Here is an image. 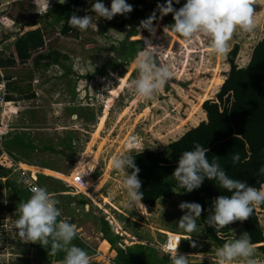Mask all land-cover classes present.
Returning a JSON list of instances; mask_svg holds the SVG:
<instances>
[{"label": "rangeland", "instance_id": "374dc122", "mask_svg": "<svg viewBox=\"0 0 264 264\" xmlns=\"http://www.w3.org/2000/svg\"><path fill=\"white\" fill-rule=\"evenodd\" d=\"M83 1L85 10L80 16L91 15L92 26L77 36H65L59 33L60 24H54L53 35L39 54L57 52L58 63L35 54L24 66L0 71V90L6 99V104H0V143L19 133L31 145L10 149L0 145V159L7 156L14 162L10 182L20 192L27 190L29 182L44 187L59 201L58 219L70 221L77 230L72 243L78 247L83 243L95 251L89 256L90 264H115L114 252L98 243L111 236L127 243L136 239L168 254H172L170 246L180 240L177 252L188 256L189 264H218L217 249L233 239L230 234H220L223 243L218 245L198 218V230L189 239L179 227L187 211L179 205L187 201L178 190L153 207L143 201L145 209L126 207L124 173L114 170L111 161L129 152L159 151L206 120L201 103L218 102L216 94L229 71L227 55L211 54V41L203 37H178L164 23L161 8L155 7L150 14L154 32L140 26L130 37L139 48L129 58H118L116 50L130 26L117 29L110 23L130 13L97 20L92 11L95 0ZM10 2L0 0V53L4 57L18 31L17 23L5 15ZM102 2L110 7L111 0ZM251 7L254 29L247 33L237 29L229 41V51L239 46L235 62L240 67L247 64L264 35V0H253ZM103 25L106 32L101 31ZM145 47L154 49L156 62L172 71L168 83L151 100L130 88L138 76L134 61ZM132 137L139 142L132 144ZM45 146L52 151H44ZM5 180L0 177V263H62L63 251L52 255L43 245L19 236L16 221L20 205L27 200L5 186ZM258 190L264 192V186ZM254 209L264 232V204ZM253 248L255 264H264V252Z\"/></svg>", "mask_w": 264, "mask_h": 264}, {"label": "trees", "instance_id": "16d2710c", "mask_svg": "<svg viewBox=\"0 0 264 264\" xmlns=\"http://www.w3.org/2000/svg\"><path fill=\"white\" fill-rule=\"evenodd\" d=\"M185 2L186 0H179V3H176L173 0L172 7L179 10ZM127 3L133 6V11L127 17H121L110 23L117 29L130 26L119 43L120 49L116 50L118 58L122 59L129 58L130 54L136 52L140 46L131 41L130 37L138 32L143 21L149 19L155 7L163 8L168 0H128ZM84 10L83 0H66L63 4L58 0H49V7L47 0H11L5 15L17 23L18 31L9 55L4 57L0 53V71H6L15 65L24 66L30 63L35 54L41 59L58 63L57 52L39 54L52 37L56 23L60 24V34L79 35L80 31L70 26L69 18L73 14L82 17L80 14ZM52 18L53 21H50ZM163 19L168 26L174 22L172 13L163 14ZM101 31L106 32L107 26L103 25ZM238 51L239 46L236 44L227 53L229 71L216 94L218 102L206 100L201 103L206 120L191 127L180 138L171 141L159 151L143 150L131 154L135 156V164L140 169L138 178L142 182L141 191L144 193L142 201L148 207H153L160 199L172 197L175 190H178L187 202H195L202 206L200 223L208 236L218 245L223 243L220 234L224 236L230 234L234 239L240 238L242 233L246 232L251 237L252 246L264 252V232L255 209L243 222L235 221L223 229L209 226L207 221L214 200L220 195H230V193L220 188L216 181L207 179L199 189L186 192L179 186L173 174L182 154L193 150L196 144H200L208 148L206 156L209 161L218 160L230 178L246 182L248 186L257 189L264 186V171H261L264 169V35L253 47L245 66L240 67L235 62ZM34 62L36 65L40 64L39 61ZM49 64V61L45 63L46 66ZM0 145L5 149L31 146L19 133H13ZM43 150L52 151L47 146L43 147ZM234 155H239L238 162H233ZM13 165L12 160L3 156L0 159V177H6L5 186L12 187L14 194H19L23 199L28 200L31 194L27 190L20 192L10 182ZM106 239L102 238L98 243L114 252L115 264H171L168 254L149 245L126 246L118 236ZM79 247L89 256L95 253L83 243H80ZM64 257L65 255L60 260L63 261Z\"/></svg>", "mask_w": 264, "mask_h": 264}, {"label": "clouds", "instance_id": "9594fccd", "mask_svg": "<svg viewBox=\"0 0 264 264\" xmlns=\"http://www.w3.org/2000/svg\"><path fill=\"white\" fill-rule=\"evenodd\" d=\"M63 4L66 0H58ZM179 3V0H175ZM173 0L161 8L162 14H173L171 30L185 40L203 37L211 41L209 52L213 55L226 56L229 51V41L239 29L242 32H251L254 29L253 0H186L179 10L172 7ZM49 7V0H47ZM92 11L100 18L111 20L116 15H127L133 11V6L127 0H111L110 7H106L102 0L92 3ZM96 20V22H97ZM73 28L84 32L93 24L91 15L78 17L73 14L69 18ZM152 17L141 23V27L154 32L151 27ZM96 26V24H95ZM134 61L138 76L130 83V88L144 100H151L172 77L169 66L158 64L154 59V49L145 47ZM103 100V95L100 96ZM132 144L138 143L132 137ZM208 148L196 144L193 150L186 151L178 160L173 172L179 186L186 192H192L201 187L205 179L216 181L220 188L230 195H220L214 200L211 215L208 217L209 226L217 229L226 228L229 224L247 220L254 211V206L264 204V192L248 186L246 182L230 178L218 160L209 161L206 153ZM135 156L130 152L117 155L111 161L114 170L124 173L122 188L127 194L125 206L135 209H145L141 203L144 193L141 191V180L138 178L140 169L134 161ZM233 162H238L239 155L233 156ZM131 170V172H129ZM264 171V169H261ZM31 196L19 208L20 217L16 221V230L20 237L32 243L48 248L52 255L63 251L65 257L62 264H90L87 252L76 246L72 241L77 236L76 227L68 220H58L61 209L57 206L59 201L44 187L31 186ZM179 207L186 213L179 220V227L189 234L197 232V219L201 217L202 206L198 203H181ZM176 241L175 246H170L173 264H189L188 256L179 254ZM50 245V248H49ZM195 246V245H193ZM255 250L248 233H242L240 238H234L217 249L218 264H255L253 259Z\"/></svg>", "mask_w": 264, "mask_h": 264}, {"label": "built area", "instance_id": "2783aa9c", "mask_svg": "<svg viewBox=\"0 0 264 264\" xmlns=\"http://www.w3.org/2000/svg\"><path fill=\"white\" fill-rule=\"evenodd\" d=\"M0 104H6L5 92H3V91H1V90H0ZM31 186H36V185L33 184V183H31V182H29V183L26 184V188H27V190H28V192H29L30 194H32L31 191H30ZM168 250H169V249H168ZM167 252H169V251H167ZM169 254H170V253H169Z\"/></svg>", "mask_w": 264, "mask_h": 264}, {"label": "crops", "instance_id": "0c3cea01", "mask_svg": "<svg viewBox=\"0 0 264 264\" xmlns=\"http://www.w3.org/2000/svg\"><path fill=\"white\" fill-rule=\"evenodd\" d=\"M248 61H249V59H248ZM247 61V62H248ZM245 66V65H244ZM128 233V232H127ZM205 233L207 234V232H206V230H205ZM208 235V234H207ZM131 236V235H130ZM132 237V236H131ZM209 237V236H208ZM210 238V237H209ZM211 239V238H210ZM124 240V239H123ZM135 241H132L131 243H127V242H125V241H122L126 246H132V245H135V244H143V245H147V244H144V243H137V240L136 239H134ZM109 243V242H108ZM134 243V244H133ZM110 244V243H109ZM132 244V245H131ZM110 246H111V244H110ZM158 248H161L160 247V245H159V247ZM155 249V248H154ZM162 250V249H161ZM115 251V250H114ZM160 252H162V253H165V252H163V251H160ZM115 253H116V251H115ZM165 254H168V253H165ZM169 255V254H168ZM170 255H172V254H170ZM169 255V256H170ZM115 257H116V255H115ZM170 258H171V256H170ZM112 260H115V258H113ZM171 264H173V262H172V259H171Z\"/></svg>", "mask_w": 264, "mask_h": 264}]
</instances>
